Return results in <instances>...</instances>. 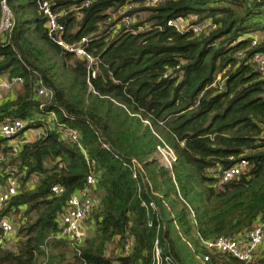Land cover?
<instances>
[{
  "label": "trees",
  "instance_id": "1",
  "mask_svg": "<svg viewBox=\"0 0 264 264\" xmlns=\"http://www.w3.org/2000/svg\"><path fill=\"white\" fill-rule=\"evenodd\" d=\"M6 1L16 24L0 37V78L24 82L0 103V124L26 127L0 139V192L9 168L19 182L0 213L16 220L0 264H153L157 240L176 264H241L200 241L243 233L264 215V67L253 61L264 57V0ZM43 2L65 44L87 57L49 36ZM41 86L48 99L37 96ZM163 145L175 152L173 171L157 157ZM240 160L245 172L217 187V174ZM91 174L94 231L77 253L59 238L60 218ZM57 185L63 194L52 192ZM128 237L134 248L125 256ZM263 251L251 264H264Z\"/></svg>",
  "mask_w": 264,
  "mask_h": 264
},
{
  "label": "built area",
  "instance_id": "2",
  "mask_svg": "<svg viewBox=\"0 0 264 264\" xmlns=\"http://www.w3.org/2000/svg\"><path fill=\"white\" fill-rule=\"evenodd\" d=\"M39 9L41 15H43L46 20V27L49 36L65 51L73 52L80 58L87 57L82 46L73 47L65 44L63 40L64 27L58 22V15L52 11L50 4L48 2H43L40 4ZM15 24L16 20L13 10L6 0H2L0 2V37L6 33H11L15 28ZM179 24L180 22H169V25ZM200 28L202 29V27ZM87 42L86 39H83L81 44L86 46ZM253 61L264 67L263 56L257 55L254 57ZM23 82L24 80L22 78H15L8 83V87L4 88L10 89L14 84L22 85ZM37 93V96L41 99H48L51 96V92L45 86H41L37 90ZM51 117L53 120H56L57 118L55 114H51ZM25 127L24 122L17 119L1 123L0 139L12 141L11 139L18 137L19 133L25 129ZM62 127L65 128V126ZM64 135L70 143H75L79 140V135L75 130H66ZM83 154L87 158V153L85 151H83ZM157 157L166 170H174L177 158L172 148L167 145L160 146L157 151ZM247 166L248 163L245 160H240L232 169L223 174H217V187L220 188L224 183L240 176L245 172ZM135 168L139 175L143 177V183L147 182L148 178L145 177L146 172L142 165L135 163ZM8 173L11 174V178L7 180L6 187L0 192V213L11 199L17 195L19 189V182L15 177V175L18 174L17 168H9ZM96 185L97 179L95 175H89L86 188L68 198L63 215L60 218L59 238L66 240L71 245L73 251L77 253H79L80 249L85 245L89 233L94 231V226L90 223V217L95 207L96 196L94 189ZM64 191L65 189L59 185L52 188V192L58 195L63 194ZM143 206L156 209L154 203H150L149 206L146 203H143ZM168 210H170L169 205ZM158 220L160 222L157 229H160L161 225H163L165 229L166 226L163 221L161 219ZM0 229L2 231L0 247H3L7 242H11L15 238V226L10 219L2 217L0 220ZM200 244L211 254H220L228 258H234L241 262V264H251L257 253H259L260 249L264 246V215L262 216L260 223L243 233L235 236L219 237L214 240H201ZM133 248L134 240L129 237L126 238L123 254L129 256L131 254L130 251ZM154 248L155 254L153 264H176L167 257L163 258V250L161 243L158 240L155 242Z\"/></svg>",
  "mask_w": 264,
  "mask_h": 264
},
{
  "label": "rangeland",
  "instance_id": "3",
  "mask_svg": "<svg viewBox=\"0 0 264 264\" xmlns=\"http://www.w3.org/2000/svg\"><path fill=\"white\" fill-rule=\"evenodd\" d=\"M177 22H181V21H177ZM202 28L204 27L201 26ZM6 77V76H5ZM4 78V77H1V79ZM7 81L10 82V78H8L7 76ZM21 85H17V84H14L10 89L8 88H4L2 85H0V101H3V100H6L8 98H15L18 96V94L21 93V89H20ZM40 130L37 129L36 131L34 130H30L28 133H36V134H40ZM164 216H165V220L168 222L169 226L170 227H174L175 224L174 222L172 221V216L168 210V208H164ZM12 222L16 223V220L12 218ZM91 235V233H89V236ZM12 246V244H9L7 245L8 248H10ZM110 252L112 253V249L110 250ZM109 252V253H110ZM61 264H64V263H61Z\"/></svg>",
  "mask_w": 264,
  "mask_h": 264
},
{
  "label": "crops",
  "instance_id": "4",
  "mask_svg": "<svg viewBox=\"0 0 264 264\" xmlns=\"http://www.w3.org/2000/svg\"><path fill=\"white\" fill-rule=\"evenodd\" d=\"M7 76L6 77H4V78H0V85H2L3 87H8L9 85H8V81H7ZM12 98V97H11ZM2 101H0V103H1ZM91 234H92V232H91ZM264 252V251H263Z\"/></svg>",
  "mask_w": 264,
  "mask_h": 264
}]
</instances>
